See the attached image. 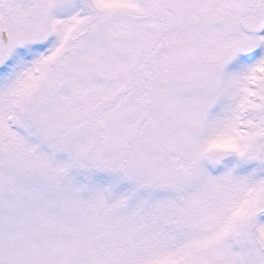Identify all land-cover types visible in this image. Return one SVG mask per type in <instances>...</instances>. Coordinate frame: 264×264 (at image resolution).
I'll return each instance as SVG.
<instances>
[{"label":"snow or ice","instance_id":"snow-or-ice-1","mask_svg":"<svg viewBox=\"0 0 264 264\" xmlns=\"http://www.w3.org/2000/svg\"><path fill=\"white\" fill-rule=\"evenodd\" d=\"M0 264H264V0H0Z\"/></svg>","mask_w":264,"mask_h":264}]
</instances>
